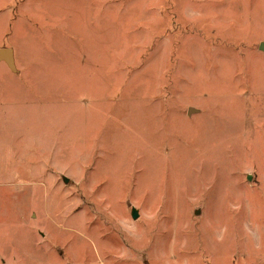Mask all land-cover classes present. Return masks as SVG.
I'll return each mask as SVG.
<instances>
[{
	"label": "rangeland",
	"instance_id": "374dc122",
	"mask_svg": "<svg viewBox=\"0 0 264 264\" xmlns=\"http://www.w3.org/2000/svg\"><path fill=\"white\" fill-rule=\"evenodd\" d=\"M261 43L264 0H0V264H264Z\"/></svg>",
	"mask_w": 264,
	"mask_h": 264
},
{
	"label": "water",
	"instance_id": "95a60500",
	"mask_svg": "<svg viewBox=\"0 0 264 264\" xmlns=\"http://www.w3.org/2000/svg\"><path fill=\"white\" fill-rule=\"evenodd\" d=\"M259 50L264 52V43H261L259 46ZM4 61L8 66L13 67L12 63V52L8 49L2 48L0 49V62ZM189 112H192V110H189ZM137 217L136 212L133 211L132 218L135 219Z\"/></svg>",
	"mask_w": 264,
	"mask_h": 264
}]
</instances>
